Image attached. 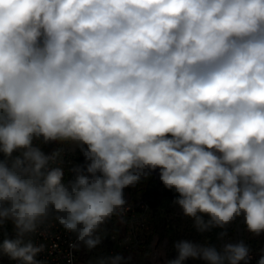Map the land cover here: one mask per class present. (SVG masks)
<instances>
[{"label":"clouds","instance_id":"1","mask_svg":"<svg viewBox=\"0 0 264 264\" xmlns=\"http://www.w3.org/2000/svg\"><path fill=\"white\" fill-rule=\"evenodd\" d=\"M36 140L85 164L65 182L62 150ZM0 152V255L17 264H44L32 236L52 218L95 249L157 168L198 232L243 215L264 234V0H0ZM174 248L168 264L251 259L243 241Z\"/></svg>","mask_w":264,"mask_h":264},{"label":"rangeland","instance_id":"2","mask_svg":"<svg viewBox=\"0 0 264 264\" xmlns=\"http://www.w3.org/2000/svg\"><path fill=\"white\" fill-rule=\"evenodd\" d=\"M41 143L40 140V147ZM53 146L62 148L63 151L67 150L69 154H74L78 149L70 142H54ZM17 154L14 153L13 155ZM124 197L128 204H134L138 198H142L149 207L144 215L147 228L139 231L140 243L138 249L122 251L117 244L115 245L110 240V235L116 238H120L122 235L121 229L124 224L123 221L117 219L111 224L104 225L107 236L100 245L89 251L88 254L81 253L80 264H95L98 258L108 257L110 251L122 254L126 258L131 257L130 260H127V264H149L152 245L158 247L157 257L160 263L168 264L169 261L177 258L178 254L174 248V243L179 240H190L197 243L207 241L216 245L218 249L225 242L235 243L243 241L250 247V251L254 254V259L256 257L255 262L252 264H257L261 255L264 254L261 252L264 249V234L254 236L249 233L244 223L243 215L227 226V236L223 239H218V233L222 231L219 228L205 233L198 232L194 227V221L184 216L182 209L174 203L178 193L174 190L166 189L162 184L158 168L151 171L146 178H142L135 187L125 188ZM204 218L207 220L208 216L205 215ZM5 235L9 238L14 235L13 226L10 222L0 228V240H3ZM183 264H206V262L189 258Z\"/></svg>","mask_w":264,"mask_h":264},{"label":"built area","instance_id":"3","mask_svg":"<svg viewBox=\"0 0 264 264\" xmlns=\"http://www.w3.org/2000/svg\"><path fill=\"white\" fill-rule=\"evenodd\" d=\"M46 154H51L53 150H43ZM72 154L62 152L63 165L65 172V182L74 179V173L70 170L75 165H84L85 161L76 163L71 158ZM126 211L123 217L113 216L107 224L113 223L119 219L123 221L124 227L120 238L110 235V240L117 244L122 251H131L138 249L140 243V233L142 229L147 228L145 222V213L148 211V204L142 198H138L134 204H126ZM106 224V225H107ZM105 225V226H106ZM35 243L45 245V250L41 252L36 259L41 260L44 264H67L69 253H72V264H80L81 253L88 254L89 250L81 246L79 251H74L69 248V243L75 240L74 234H71L63 229V227L54 220L50 219L48 224L42 226L41 229L32 236ZM158 247L152 245L149 264H161L158 259ZM114 251H110L109 256L115 255ZM251 259L254 261V254L250 251ZM14 264L17 262L14 261Z\"/></svg>","mask_w":264,"mask_h":264},{"label":"trees","instance_id":"4","mask_svg":"<svg viewBox=\"0 0 264 264\" xmlns=\"http://www.w3.org/2000/svg\"><path fill=\"white\" fill-rule=\"evenodd\" d=\"M39 143H40V140H36V141H34V144L35 145H37V146H39ZM42 145H41V150L43 151V150H53V151H55L56 149H61L62 150V152H64V153H68L67 152V150H64L63 151V149L62 148H58V147H55V146H53V144H54V142H50V143H48V144H43V143H41ZM45 146V147H44ZM53 146V147H52ZM19 154V153H18ZM17 154V155H18ZM71 158L73 159V161H75L76 163H79V162H81V161H85V158H84V156H83V154L80 152V150L79 149H77L76 150V152L74 153V154H72L71 155ZM6 159V157L4 156V154L2 153V152H0V161H2V160H5ZM2 242H3V240H0V244H2ZM255 259H256V257H255ZM254 259V260H255ZM253 262H255V261H249V263L250 264H252ZM242 263V262H241ZM0 264H14V261H11V260H9V258L7 257V256H3V255H0Z\"/></svg>","mask_w":264,"mask_h":264}]
</instances>
